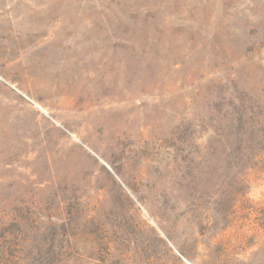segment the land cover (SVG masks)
Returning <instances> with one entry per match:
<instances>
[{"label":"rangeland","instance_id":"rangeland-1","mask_svg":"<svg viewBox=\"0 0 264 264\" xmlns=\"http://www.w3.org/2000/svg\"><path fill=\"white\" fill-rule=\"evenodd\" d=\"M0 264H264V0H0Z\"/></svg>","mask_w":264,"mask_h":264}]
</instances>
